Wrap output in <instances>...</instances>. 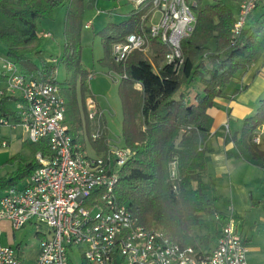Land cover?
<instances>
[{"label":"trees","instance_id":"1","mask_svg":"<svg viewBox=\"0 0 264 264\" xmlns=\"http://www.w3.org/2000/svg\"><path fill=\"white\" fill-rule=\"evenodd\" d=\"M239 2V0H233ZM95 0H0V42L6 58L12 60L21 74L32 79L51 81L60 86L65 97V123L73 134L82 132L90 138L92 124L102 133L90 145L97 154L107 149V121L100 107L93 120L88 117L86 99L94 100L88 88L90 72L81 61V31L85 8ZM66 5L63 23L64 45L55 60L43 55L44 40L38 23L53 18L54 10ZM195 24L191 34L181 40L182 62L178 68L165 63L168 47L158 38L150 39L149 58L133 51L121 63L111 59V44L130 33H146L142 15L147 9L133 8L126 19L107 23L97 32L103 56L98 62L106 66L110 76H122L117 83L121 103V143L132 151L123 165L115 185L118 201L144 226L160 228L171 242L181 247L207 250L217 235H199V227L207 216L227 215L209 198V183L203 180L209 160L205 143L210 135L212 117L209 109L222 97L229 82L247 71L264 54V11L249 19L239 33H233L234 11L223 1L192 6ZM264 62V58L262 60ZM58 63H62L65 79L56 80ZM3 78L0 73V80ZM190 85L181 91L183 85ZM196 87V92L192 89ZM17 98L0 96V117L20 119L13 109ZM95 102V101H94ZM264 123V96L255 113L243 119L238 133H225L223 143L228 158L242 159L264 171V150L253 138ZM28 155H12L15 169L0 177V194L14 188L38 166L35 155L51 153L48 141L22 142ZM174 171V174H172ZM253 206L264 204V196L251 200ZM37 236H40L38 233ZM82 264H86L83 260Z\"/></svg>","mask_w":264,"mask_h":264},{"label":"built area","instance_id":"2","mask_svg":"<svg viewBox=\"0 0 264 264\" xmlns=\"http://www.w3.org/2000/svg\"><path fill=\"white\" fill-rule=\"evenodd\" d=\"M142 15L146 33H130L111 44V59L121 63L133 51L151 54L150 39L158 38L168 47L165 63L178 68L182 62L181 40L195 24L190 0H128ZM262 0H240L234 14L233 33L247 23ZM91 27V22L83 25ZM49 37L48 33L41 34ZM0 73L4 85L0 96L17 98L13 109L20 121L0 117V129L20 127L25 140L35 143L46 139L48 157H35L39 166L16 187L0 195V264H71L70 253L77 249L86 264H248L247 243L237 231L231 215L219 221V234L207 250L181 247L170 241L158 227L144 226L115 194V185L132 151L122 143L107 141L100 154L90 145L102 130L92 124L90 138L82 132L71 133L65 123V97L60 86L51 81L32 79L21 74L18 66L3 57ZM119 81L122 76L113 73ZM88 117L93 120L95 102L86 99ZM227 133V125L224 126ZM253 141L260 143L257 134ZM119 142V141H118ZM9 140L0 135V148ZM90 152L92 154H90ZM174 174V171H172ZM218 220V215L215 214ZM31 220L43 221L48 230L38 240L39 254L28 263L16 247L1 243V223L7 221L13 231Z\"/></svg>","mask_w":264,"mask_h":264},{"label":"crops","instance_id":"3","mask_svg":"<svg viewBox=\"0 0 264 264\" xmlns=\"http://www.w3.org/2000/svg\"><path fill=\"white\" fill-rule=\"evenodd\" d=\"M190 1H194L195 3L198 1L203 5L202 0ZM62 7H66V5L58 8ZM58 8L54 11L56 12ZM236 9L237 6L235 7L234 14ZM41 21H43L42 18L38 24H41ZM52 24L53 19H50L47 25H44L41 29L40 34H49V37L43 38H52ZM4 56L0 54V61ZM263 58L264 54L247 71L237 74L225 88L223 96L215 99V104L209 109V114L212 117V127L205 143L206 148L209 150V160L203 174V180L209 183V198L215 199V205L218 209L224 211L226 215L229 214L235 218L237 231L246 240L247 252L256 253L261 252V249H263L264 255V246H260L258 240L254 239V234L258 232L259 224L262 223L264 226V214L260 213L261 209L264 208V204L253 206L251 203V200L264 196V171L257 165L245 160L228 158L226 150L231 145L223 143V127L227 125V133L230 135L238 133L243 119L255 113L259 100L264 96ZM3 85L4 79L1 78L0 87ZM97 105L100 106L98 103ZM101 112L104 113L102 109ZM19 129L21 132L18 131ZM256 133L260 138L259 148L264 150V123L257 128ZM0 135L6 136L9 144L12 140H16L19 137L21 146L23 147L22 142L25 141V134H23V130L20 127L9 129L8 134H2V129H0ZM262 144L263 146H261ZM16 153H13V155ZM8 172L10 170L0 175V177ZM39 223L44 225L45 229L39 231L33 230L34 226H37ZM1 227V243L16 247L20 256L28 263H32L39 254L38 240L48 230L47 225L40 220H31L22 229L16 230V232L10 228L7 221H4L1 223ZM37 233L40 236H37ZM33 240L34 242H31ZM215 240L216 237L211 246L214 245Z\"/></svg>","mask_w":264,"mask_h":264},{"label":"rangeland","instance_id":"4","mask_svg":"<svg viewBox=\"0 0 264 264\" xmlns=\"http://www.w3.org/2000/svg\"><path fill=\"white\" fill-rule=\"evenodd\" d=\"M214 0H202V4H208ZM226 4L234 11L237 4L240 2H232L231 0H223ZM134 5L128 0H95V3L91 7H86L82 18V31H81V61L83 67L90 72L88 78V88L93 98L100 105L104 111L103 115L107 121L108 139L112 142L121 144V121L122 111L121 103L117 92L118 81L110 76L109 70L106 66L101 65L98 62L103 56V49L100 41V37L97 32L101 30L107 23H118L127 18L129 12L133 9ZM264 11V0L260 2L257 9L253 11L250 19L257 18ZM66 7L58 8L53 13V36L52 38H44L41 44V50L43 55L48 58L53 57L57 60L62 54L64 38H63V23ZM41 24H38L39 31L47 25L50 19L42 18ZM87 22H92V27L84 29L83 25ZM0 54L4 56L5 49L0 42ZM65 79V72L62 63H58L56 69V80L62 83ZM188 84L182 86L181 91L186 90ZM190 87V86H189ZM196 87L192 89L193 93L196 92ZM94 100V101H95ZM95 101V103H96ZM86 103V102H85ZM96 103V104H97ZM87 109V106H86ZM225 128V127H223ZM2 134H8L9 128L3 127ZM19 132L20 129L18 130ZM24 134V132H23ZM119 141V142H118ZM263 146V144L261 145ZM20 152V154L26 158L28 155L27 147H22L19 137L16 140H12L6 148H0V175L7 172L8 170L13 171L16 166V162H7L13 153ZM90 154H92L90 152ZM9 173V172H8ZM7 174V173H6ZM22 183V180L18 184ZM1 195V194H0ZM261 214H264V208L261 209ZM33 230H43L44 225L40 223L34 226ZM219 228V221L215 216H209L204 218V222L201 226L193 228L195 234L204 235H217ZM17 232V231H16ZM257 239L260 246H264V226L259 224L258 232L254 234V239ZM31 242H34L31 241ZM254 242V241H252ZM71 264H82L83 259L77 249H74L71 253ZM247 258L249 264H264L263 249L261 252H247Z\"/></svg>","mask_w":264,"mask_h":264}]
</instances>
